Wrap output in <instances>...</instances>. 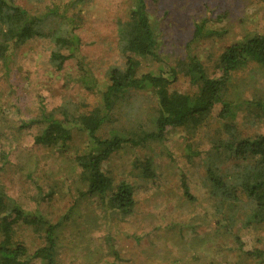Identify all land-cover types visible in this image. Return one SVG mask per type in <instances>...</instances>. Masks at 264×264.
<instances>
[{"label": "rangeland", "instance_id": "rangeland-1", "mask_svg": "<svg viewBox=\"0 0 264 264\" xmlns=\"http://www.w3.org/2000/svg\"><path fill=\"white\" fill-rule=\"evenodd\" d=\"M13 1L37 17L46 33L66 31L73 24L81 39L78 54L103 86L110 69L123 66L119 28L128 21L133 0ZM146 4L158 33L159 54L177 69L181 65L187 70L189 57L195 56L210 76H218V58L226 45L254 31L264 34V0H146ZM207 17H211L207 27L218 34L194 40L197 24ZM52 37L27 40L12 47L6 61L0 57V185L22 208L37 211L50 223L70 215L59 231L57 264H237L238 244L230 237L213 239L215 214L207 165L210 153H216L211 135L220 129L218 106L212 118H206L205 127L196 132L175 128L160 143L126 145L115 152L104 167L116 182L133 185L136 206L132 214H105L98 197L82 195L86 180L74 158L86 143V132L74 130L64 147L40 146L34 137L41 125L20 128L43 110L63 118V111L78 116L102 104L101 93L86 88L80 80L85 72L77 57L67 59L61 69L55 67ZM180 73L171 89L196 92L190 77ZM236 78L242 96L264 95V72L255 64ZM60 106L66 110L56 109ZM156 106L151 90H132L115 106L100 136L108 137L110 128L130 136L151 130ZM240 123L249 134L264 133V114L247 127L242 119ZM190 141L199 144L203 153L192 162L183 157ZM136 155L153 156L154 180L130 175ZM182 174L187 176L195 201L183 193ZM39 188L44 194L53 189L54 194L43 201ZM245 199L239 208L249 210ZM193 222L202 223L199 231L191 228ZM38 226L17 221L14 240L33 252L45 241ZM240 235L243 251L264 247V234L254 227L243 228Z\"/></svg>", "mask_w": 264, "mask_h": 264}, {"label": "trees", "instance_id": "trees-1", "mask_svg": "<svg viewBox=\"0 0 264 264\" xmlns=\"http://www.w3.org/2000/svg\"><path fill=\"white\" fill-rule=\"evenodd\" d=\"M210 18L197 24L194 40L218 34L207 27ZM52 35L54 49L51 59L55 67L61 69L67 59L77 57L79 66L85 72L80 80L86 88L101 93L102 104L88 114L78 116H69L67 111H63L66 109L60 106L56 109L63 111V118L56 117L54 111L43 110L39 117L23 122L20 128L41 125V131L34 137V143L40 146L64 147L74 130L86 132V143L77 150L74 158L86 180V190L82 195L98 197L105 214H132L136 206L135 189L125 180L116 182L104 167L106 162L126 145L145 147L150 141L160 143L175 128L196 132L205 127L206 118H212L217 105L216 118L220 129L211 135L216 153H210L211 162L207 165L215 214L213 239L230 237L238 244L235 253L237 264H264V247L243 251L240 235L243 228L251 226L264 234V133L249 134L240 123L242 119L247 127L255 117L261 118L264 114V95L254 93L251 97L242 96L236 78L251 64L264 72V34L254 31L226 45L218 58V76H210L195 56L189 57L187 70L181 65L177 69L159 54L160 41L146 0H133L128 21L119 28L123 66L111 68L108 82L103 86L78 54L81 39L73 24L66 31L46 33L37 17L30 15L27 9L13 0H0V57L3 60L10 57L12 47L38 36ZM64 49H71L72 52L66 54ZM180 72L190 77L198 89L196 92L190 94L171 89L181 76ZM132 90H151L155 95L156 116L150 124L151 130L130 136L110 128L108 137L100 136L99 131L111 122L115 106ZM200 148L199 144L194 145L190 141L183 157L192 162L203 154ZM221 151L222 156L219 157ZM152 157L136 155L130 175L154 180L155 162ZM181 176L185 197L195 201L187 176ZM38 193L44 201L52 197L54 190L44 194L40 189ZM243 196L247 198L249 210L239 208ZM69 218L67 214L50 223L37 211L22 208L0 185V264H29L35 260L41 264H57L59 231ZM17 221L39 225L37 229L45 233L44 245L30 252L25 244L15 241L13 225ZM201 225L193 222L191 228L197 232ZM258 242L260 244L262 240Z\"/></svg>", "mask_w": 264, "mask_h": 264}]
</instances>
